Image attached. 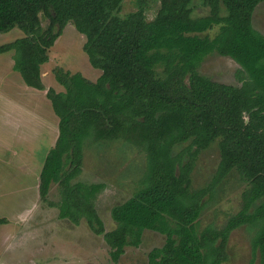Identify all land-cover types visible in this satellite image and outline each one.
Listing matches in <instances>:
<instances>
[{
	"label": "trees",
	"instance_id": "obj_1",
	"mask_svg": "<svg viewBox=\"0 0 264 264\" xmlns=\"http://www.w3.org/2000/svg\"><path fill=\"white\" fill-rule=\"evenodd\" d=\"M192 1L160 0L149 21L143 6L122 16L124 0H0V33L24 34L0 45V54L14 52L13 70L27 86L46 90L42 66L69 24L85 36L83 51L102 71L92 82L54 70L65 91L47 92L60 119L59 138L40 175V196L48 201L57 183L59 217L85 220L103 236L112 262L153 231L166 240L151 250L149 264H225L232 232L247 225L255 230L253 252L264 264V36L252 23L264 0H202L210 9L203 18L193 16ZM213 53L241 66L247 77L240 73V86L199 73ZM107 141L134 146L147 164L139 189L111 210L117 226L110 232L95 205L105 185L74 183L84 147ZM215 144L217 172L208 187L193 191L197 158ZM234 172L248 185L242 210L220 229H198L216 187ZM7 223L0 218V226Z\"/></svg>",
	"mask_w": 264,
	"mask_h": 264
},
{
	"label": "rangeland",
	"instance_id": "obj_2",
	"mask_svg": "<svg viewBox=\"0 0 264 264\" xmlns=\"http://www.w3.org/2000/svg\"><path fill=\"white\" fill-rule=\"evenodd\" d=\"M192 2L195 18H203L209 15L210 9L205 7L202 0H193ZM140 6L146 9L147 19L152 21L156 18L160 9V0H124L121 15L125 16L135 12ZM252 23L254 28L264 36V4H261L255 12ZM47 26V21L43 19L42 28L45 29ZM72 27L73 24L69 25L67 29L76 30ZM70 30L67 33H70ZM17 33L18 38L20 37L19 31ZM216 33L217 27L208 32L211 37H214ZM78 34L80 33L78 32ZM13 35L15 34L12 32H9L6 36L0 35V45L12 39L16 40ZM11 54L13 55V53L0 55V58L8 57ZM49 56L52 60L50 59L42 67V77L46 87L44 93L46 94L50 88H54L57 92L64 91L62 86L61 88L56 85L58 82L54 70L57 67L71 73H83L86 77L88 71L91 72L92 69L94 72L101 73L92 68L83 47L75 42L74 36L65 37V35H62L50 50ZM9 64L12 65L11 61L6 60L4 62V59L0 60V137L9 141L0 149V176H3L7 183L6 180L17 173L22 175L25 172V170L20 169V165L18 168V165L12 162L13 155L23 156L22 152L29 151L30 146L25 139L20 138L22 134H27L26 131L23 129L18 130L19 134L16 138L11 132L15 133L16 129L30 127L31 124L35 123V120L28 116H23L17 123H14L17 118L12 121L11 114L16 107L13 102L30 106L34 103L36 114L43 110L47 111L48 107V105L44 107L42 104L44 98L41 97V92L27 87L23 81H21L22 87L29 90V92L23 93L20 89H15L13 95L9 92V90L14 89V83L8 84L2 80V69L6 67L9 70ZM159 71L161 70L159 69ZM241 72L242 68L236 61L218 53L207 56L199 67L201 75L215 82L229 85L240 86L242 84ZM16 75L20 79V75L18 73ZM242 75L247 77L244 73ZM11 80H14V77ZM10 96L14 100L9 99ZM47 100L49 101V99ZM25 113L30 115L27 111ZM12 137L15 139L10 143ZM11 144H14V146ZM186 145L177 147L176 152L181 151ZM84 152L83 170L77 181L88 185H105L103 191L97 196L95 205L99 216L104 222L105 231L110 232L116 229L117 226L111 215L113 207L127 201L139 189L146 172V154L124 141H107L97 146L87 145V147H84ZM219 163L220 153L216 144L198 156L193 173V191L204 189L210 185ZM38 172L34 174L36 178L33 183H28L26 188L37 190ZM77 181H74V183ZM11 184H13L12 181ZM51 188L48 201L42 200L36 192L38 196H36V211L32 213L25 224L20 223L21 228L17 230L15 236L9 235L6 240L0 241V247L3 249V251L2 249L0 251V263L149 264L148 256L151 250L162 247L165 243V236L153 231H145L139 247H127L121 259L118 262H112L110 248L103 236L93 233L85 220L75 224L69 219L59 217L60 187L53 184ZM247 188L248 185L241 180L237 172L232 173L223 183H220L216 187L212 199L209 200L202 212L198 229L203 230L208 226L220 229L225 226L229 218L242 210L243 194ZM18 200L19 196L13 192L9 185H6L0 191V218L15 221V219H20L21 215L26 214V212L13 211V209L19 207L16 206ZM25 205H28V203ZM5 228L9 227H2V230H5ZM11 231L13 234L14 230ZM254 234L255 230L247 225L241 226L232 232L227 247L229 260L225 264H260V257L253 252L252 248ZM12 243L13 245H11Z\"/></svg>",
	"mask_w": 264,
	"mask_h": 264
},
{
	"label": "crops",
	"instance_id": "obj_3",
	"mask_svg": "<svg viewBox=\"0 0 264 264\" xmlns=\"http://www.w3.org/2000/svg\"><path fill=\"white\" fill-rule=\"evenodd\" d=\"M69 25H71V24H69ZM69 25H68V27H69ZM68 27L66 26L64 28L66 30L63 31V35H65V37L74 36L75 42L77 44H79L80 47H83L85 42H86L85 36L78 34L77 30L73 31V30L67 29ZM17 30L18 29L11 30V32L13 34H15L13 36L16 37V39L22 38L24 36V34L22 31H19V30L18 31H19L20 37L17 38V35H18ZM68 30H70V33H67ZM2 34L3 33H0V35H2ZM8 34L9 33L3 34V36H6ZM77 38H79V39H77ZM14 40L15 39L9 40L6 43L13 42ZM6 43H3V44H6ZM8 53H13V55L11 54L8 57H1L0 58L1 61L4 59V62L7 60V61H11V63H12L11 66L9 64V70H7L6 67H4V69H2V80L8 84L12 83V82L14 83L13 84L14 89L9 90V92L12 95L14 94L15 89H20L23 93L29 92V90H26L22 87L21 81H23L24 84H25V82H24L22 76L20 75V73L13 70L14 61H13L12 57L14 56V52H8ZM0 55H7V53L0 54ZM49 55H50V52H49ZM88 60H89V58H88ZM90 65H91V63H90ZM96 70H98V69H96ZM98 71H100V70H98ZM15 72L20 75V79L16 75ZM88 72H87L88 78L86 76H84V77L91 80L92 82H96L99 79V77L102 75V71H100L101 73L99 74L98 72H94L93 69L91 70V72L90 71H88ZM76 73H80V72H76ZM76 73H72V74H76ZM48 74H50V73H48ZM81 74L84 75L83 73H81ZM12 77H14V80H11ZM93 79H95V80H93ZM43 83H44V80H43ZM56 85L58 87H61V85L59 83L58 84L56 83ZM27 87H29V86H27ZM29 88H31V87H29ZM31 89H34V88H31ZM52 89H54V88H52ZM34 90H37V89H34ZM44 91H40L41 92L40 95L42 98H44V100L42 101L43 106L45 107V105L46 106L48 105L47 111L43 110V111L36 114L34 112V103H32L31 104L32 106H30V105L22 104L20 102H13L14 104H16V107H15V110L11 114V118L13 119L12 121H14L15 118H17V120H15L14 123H17L20 119L23 118V116H28V117L33 118L35 120V123L31 124L30 127L27 126L24 128L16 129L15 133L11 132L12 134H14L13 136L16 138L17 134H19L18 130L23 129L24 131H26L27 134L26 135L22 134L20 136V138L25 139L27 144H29L30 146H29V151L22 152V154H24L25 156L24 155L20 156L19 154L13 155L14 159L12 160V162L14 164L18 165V168L20 165V169L25 170V172H23L22 175H19L20 173H17L16 175H14L9 180H6V181H8V183L5 182V180L3 179V176H0V191H2L6 187V185H9L13 189V192H15L19 196V200L17 201V205H16L19 207H17L16 209H13V211H15V212L19 211L20 213L26 212V214L21 215V218L15 219V221L14 220H8L7 218H5L8 220L9 223L0 226V229H1L0 241L6 240L7 236H9V235H14L17 232V230L21 228L20 223L25 224L27 222V220L30 219L32 213L36 211V208H37L36 198L40 195V175H41V172L43 170V167H44V164H45V161H46V158L48 156L49 151L55 147L57 140L59 138L58 129H59L60 119L55 114L53 107H52V103L50 100L49 101L47 100L48 99L47 94L44 93ZM64 91H60V92H64ZM43 93H44V95H43ZM8 98L11 100H14L11 96ZM3 108H4V106H3ZM25 111L30 113V115L29 114L27 115L25 113ZM14 137H12L10 143H12V141L15 139ZM5 143L6 144L9 143V141L7 139H3L0 137V149L5 145ZM11 145L14 146V144H11ZM38 169H39V172H38ZM37 172H38V176H39V178H37V180H38L37 181L38 182L37 190L35 191L34 189L31 190L30 188H26V185L28 183H33V181L36 178L34 174H37ZM77 180H78V178L75 181H77ZM11 181L13 182V184H11ZM3 183H5V184L7 183V184L4 185ZM53 184L58 185L57 183H53ZM52 185H51V187H52ZM51 190H52V188L50 189L49 194L51 193ZM36 192H38V196H37ZM27 203H28V205H25ZM1 218H3V217H1ZM14 224H15V229H14ZM2 227H9V228H5V230H2ZM11 230H14L13 234H12ZM11 245H13V243ZM1 249H2V247H0V251H1ZM2 251H3V249H2ZM0 264H2V263H0ZM3 264H8V263H3Z\"/></svg>",
	"mask_w": 264,
	"mask_h": 264
}]
</instances>
